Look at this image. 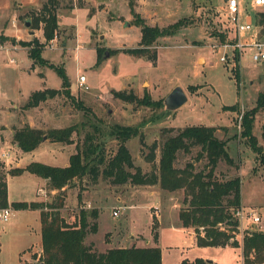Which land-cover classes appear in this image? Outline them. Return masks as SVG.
Returning <instances> with one entry per match:
<instances>
[{
	"label": "rangeland",
	"instance_id": "obj_1",
	"mask_svg": "<svg viewBox=\"0 0 264 264\" xmlns=\"http://www.w3.org/2000/svg\"><path fill=\"white\" fill-rule=\"evenodd\" d=\"M57 1L55 10L59 26L54 39L47 42L44 36L45 23L40 21L38 27H34L32 20L35 16H41L48 0H0V28L4 27L3 24L11 25L17 41L13 44L5 40L0 44V51L12 52L10 55L7 51L0 52V107L7 103L4 101L7 96L20 92L18 97L23 99L45 86L46 89L62 86L63 80L57 71L34 62L29 55L30 47L18 42H30L36 38L44 44L43 58L66 69L72 95L92 109V112H86L67 95L59 93L51 100L44 101L41 111L35 112L37 119L41 112L49 115L48 121L43 120L44 130L57 124L66 127L83 123L79 134L74 135L75 144L77 142L82 146L86 135L91 133L95 142L101 144L108 160L118 148V140L109 134L112 126H142L146 143L158 144V159L166 136L170 134L164 131L165 128L214 125L219 130L218 136L229 140V152L234 159L233 164L223 159L217 174L224 178L240 176V209L245 215L251 212L249 215L256 214L261 218L254 227L250 226L253 222L251 216L239 219L237 238L242 241L244 234L251 229L264 230V165L240 135L245 111L255 107L259 93L264 92V62L254 61L248 47L255 28L240 33L241 42L247 44L241 51L232 43L227 42L228 46L225 47L217 35L226 30L229 39L234 37L236 40L237 36L225 13L224 0ZM240 5L243 21L246 12L254 15L255 10H258L254 8L252 0H240ZM137 16L153 26L167 27L180 19L185 20V25L175 35L159 38L149 53L153 54L156 48L155 59L130 52L142 47ZM27 21L31 22L30 26L26 25ZM257 30L260 33V27L257 26ZM0 34H5V31L0 30ZM223 55L226 56L224 62L220 60ZM237 56H240V60H237ZM80 75L87 78L83 86L80 85ZM178 85L185 90L188 101L177 110L167 109L165 103L162 107L139 105L114 94L126 91L141 98L147 92L153 100L164 102ZM235 104L238 107L236 110L233 108ZM9 120V116L0 111V126ZM253 131L264 147V108L255 115ZM176 133L177 130L173 134ZM5 135L7 139L3 144L0 142V153L12 152L16 160L0 161V173L8 174L10 170L18 166L25 167L33 161L63 165L68 163L72 153L71 147L62 149L63 145L54 142H46L32 152L16 153L8 142L10 131L5 132ZM126 144L137 165L146 172L155 169L147 161L145 154L149 149L143 147L139 137L131 138ZM199 148H193L191 153L181 151L177 166H184L194 159ZM17 162L19 165L15 166ZM204 166V160L198 163V168ZM99 167L102 169L104 165ZM71 184L70 188L75 190L69 192L67 207L62 213L68 221L74 222L80 209L77 190L82 195V205H87L84 200L94 203L86 208L100 211V224L97 232L87 235L86 244L92 248L95 246L93 249L98 252L107 251L109 247L129 246L132 229L138 232L136 237L139 243L147 245L145 240L149 239L153 244L156 240L152 235V224L157 211L164 215L158 226L156 241L163 251V264H181L184 259L197 257L217 264L242 263L241 249L196 245L191 234L174 224L170 218L175 217L171 204L177 199L183 200L180 193H175V197L171 198L165 192L159 202L152 194L149 196L141 191L136 192L143 187L141 185L136 186L131 182L117 184L102 174L97 179L90 175L83 181ZM40 185H44L41 179L30 172L9 174L8 201H29L40 196L46 202L55 201L58 192H51L49 183L41 187L44 192L40 193L41 188L37 192ZM151 189L155 191V188ZM11 208L12 218L6 222L0 221V264H21L23 257H28L24 264H40L39 214L33 209ZM114 210L119 211L117 216L113 215ZM123 237L126 239L124 243Z\"/></svg>",
	"mask_w": 264,
	"mask_h": 264
},
{
	"label": "trees",
	"instance_id": "obj_2",
	"mask_svg": "<svg viewBox=\"0 0 264 264\" xmlns=\"http://www.w3.org/2000/svg\"><path fill=\"white\" fill-rule=\"evenodd\" d=\"M57 0H48L43 6L41 16H35L32 20L34 27H38L40 21L45 23L44 36L46 41H51L58 29V17L56 13ZM255 24L260 27V38L264 40V9L255 10ZM137 25L141 28V48L130 50L135 55H148L156 59L157 49L153 54L151 48L160 37L175 35L184 25L185 20L167 26L149 25L144 18L137 16ZM221 43H234V37L229 39L226 30L218 32ZM16 43L15 38L1 35L0 40H10ZM23 46H29V55L43 65L54 68L62 78L60 89L38 90L31 94L24 105L25 109L36 107L49 98L59 93H64L73 100L78 107L86 112L92 109L77 99L71 92V81L63 66L47 62L42 55L44 44L36 38L30 42L18 41ZM240 60V56H237ZM116 97L125 101H134L139 105L162 107L163 100L155 101L146 92L139 98L135 94L126 91H117ZM234 110L238 107L233 105ZM236 108V109H235ZM264 108V92H260L255 107L245 111L241 121V137L250 145L252 151L260 158L264 165V147L254 134L255 115ZM83 123H74L61 128H49L47 130L31 127L29 124L16 128L14 142L24 152L35 150L42 142L43 137L52 142L66 144L75 143L74 135H78ZM142 126L115 125L109 134L118 140L117 151L108 159L99 142H95L93 134H87L81 146L76 142V151L71 154L67 166H54L42 162L33 161L25 167L10 170V175H20L30 172L48 179L51 190H57L58 196L53 202L46 201H16L11 205L15 209H38L41 220L42 254L40 264H163L162 248L160 246L136 245L130 247H112L104 252H98L86 244V237L90 232L98 231V209H86L81 204L82 195L78 191L79 213L75 215L74 222L68 221L62 213L66 206V190L71 183L83 181L92 175L97 179L100 174L111 178L117 184L131 182L136 185H159L166 192L183 191V206L179 210V218L183 227H192L196 233L197 245L211 247H242V255L245 264H264V230H250L240 241L239 219L236 212L242 207V181L240 176L224 178L217 174L219 163L225 159L233 164L234 159L230 155L228 139L217 135L218 128L207 125H189L174 129L165 128L166 139L157 159L156 142L151 145L145 141ZM177 130L176 134H173ZM139 137L143 147L149 152L145 154L147 161L155 167L151 172H146L134 161L133 154L127 146L131 138ZM264 138V132H263ZM200 147L194 159L186 162L184 166H177L179 153L184 151L191 153L193 148ZM205 161V166L198 168V163ZM158 163V164H156ZM104 165L102 169L99 166ZM7 174L0 173V206L8 207ZM153 236L158 239V220L153 218ZM24 264V263H21ZM181 264H217L202 257L194 260L184 259Z\"/></svg>",
	"mask_w": 264,
	"mask_h": 264
},
{
	"label": "crops",
	"instance_id": "obj_3",
	"mask_svg": "<svg viewBox=\"0 0 264 264\" xmlns=\"http://www.w3.org/2000/svg\"><path fill=\"white\" fill-rule=\"evenodd\" d=\"M226 1L227 0H224V2L226 3ZM225 3H224V7H225ZM4 9V8H3ZM3 26L4 27H2V28H0V30H4L5 31V34H3V36H6V37H9V38H15V35H13V32H14V30H13V28H12V26L11 25H4L3 24ZM32 33V32H31ZM2 34H0V36H1ZM2 40H0V44L1 43H3V42H1ZM8 41H11V40H8ZM12 42V41H11ZM13 43V42H12ZM14 44V43H13ZM16 44V43H15ZM7 51V50H6ZM6 51H0V52H5L6 53ZM7 53H8V55H10L11 53H10V51H7ZM11 61H13V59H11ZM62 87V86H61ZM61 87H58V88H55V89H60ZM46 89V86L45 87H43V88H40L39 90H45ZM36 91H38V90H36ZM19 94H20V92L19 93H17V95H14V96H7V99H5L4 98V101H7V103H5V104H2L1 105V107H0V111L3 113H6L8 116H9V118H10V122H6V123H2L1 124V126H0V142L3 144L4 142H5V140L7 139V136L5 135V132H8V131H10V137H9V140H8V142H10V144H11V146L13 147V150L16 152V153H20L21 151H23V150H21L18 146H17V144L14 142V134H15V130H16V128H20V127H23L24 125H26V124H29L31 127H34V128H40V129H44L42 126H43V120H46V121H48V117H49V115L46 113V114H42V112L41 113H39L40 114V116H39V118L37 119V113H38V111H41V105H42V103H40V105H38V106H36V107H32V108H29V109H25L24 108V105L27 103V101L29 100V98H30V94L28 95V96H25L23 99H21V98H19L18 96H19ZM52 98H49V99H47V100H51ZM21 100V101H20ZM46 100V101H47ZM20 101V102H19ZM35 112H37V113H35ZM56 117V116H55ZM56 121V120H55ZM202 125V124H201ZM207 126H214V125H207ZM62 126H60V125H55L54 127H51V128H61ZM218 131L219 130H217V135H218ZM46 142H50V143H52V141L51 140H49L48 138L47 139H45V140H42V142L39 144V146L38 147H40L41 145H43L44 143H46ZM54 143H59V144H61V145H63L62 147V149H65L64 147H66V146H69V147H71L72 149H71V154H73L75 151H76V144L75 143H72V144H66V143H62V142H54ZM37 147V148H38ZM36 148V149H37ZM35 149V150H36ZM34 151V150H33ZM24 152V151H23ZM30 152H32V151H30ZM14 153H10V152H8V151H4V152H2V153H0V161H5V160H9V159H14V160H16V158H15V156L13 155ZM71 156V155H70ZM69 159H70V157H69ZM69 164V160H68V163H65V164H63V165H60V164H54V165H57V166H67ZM19 165V163L17 162L16 163V165L15 166H18ZM19 167V166H18ZM25 173V172H24ZM8 177H9V174H7V184H8ZM38 178H40L41 179V181H42V184H44V185H40L38 188H37V192H38V190H39V188H41V187H43V186H46V185H48V183H49V181H48V179H45V178H43V177H40V176H37ZM137 186V185H136ZM140 186V185H139ZM141 186H143V187H140V188H142V189H137V191L136 192H140L141 191V193H145L144 195H149V196H151V194H152V196L153 197H157L158 198V200H159V202H161V200L159 199V198H161L162 196H163V193H165L166 191H164V190H162L161 188H160V186L159 185H141ZM150 187V188H149ZM155 188V191H152V189L151 188ZM76 188V187H75ZM43 189V188H42ZM51 190V189H50ZM65 190H66V203H67V198H68V195H69V192H71L72 190H75L74 188H70V187H65ZM76 190H77V188H76ZM51 192H53L54 194L56 193V192H58L57 190H51ZM77 192H78V190H77ZM175 193H180L181 195H182V197L184 198V192L183 191H176V192H168V193H166V194H169V195H171V198L174 196L175 197ZM37 196H39V194L37 193ZM140 196V195H139ZM29 201H45V200H43V197L42 196H40L39 198H36V199H33V200H29ZM84 201H87L86 202V206L85 205H83V207H88V205L89 206H91L92 205V201H88V200H84ZM123 202H126L124 199H123ZM11 203L12 202H9V204H10V207H12V205H11ZM94 204V203H93ZM126 204V203H125ZM183 206V200L182 201H180L179 199H177V200H175V201H173L172 202V204H171V208H172V211L175 213V217H170V218H172L173 220H174V224L175 225H177L178 227H181L184 231H186L187 233H189V234H191V236H192V241L194 242V244H196L197 245V239H196V233H195V231H194V229L192 228V227H183L182 225H181V221H180V218H179V210H180V208ZM65 207H67V204H66V206ZM93 207H96V206H93ZM128 207H130V206H128ZM163 207V206H162ZM0 208H2L1 206H0ZM64 209V208H63ZM86 209H88V208H86ZM164 210H166V208L164 207L163 208ZM18 210H27V209H18ZM33 210H35V209H33ZM38 214H39V216H40V210H38V209H36L35 210ZM161 211H162V209H161ZM154 215V214H153ZM155 216H156V218H157V220H158V226L160 225V223H161V218L163 219V217H164V215L163 214H160V212H157L156 211V213H155ZM168 217V216H167ZM100 218H101V214H100V211H99V215H98V218H97V222H98V229H99V224H100ZM153 218H154V216H153ZM41 220H40V230H41ZM152 226H153V224H152ZM250 226L251 227H253V223L251 222L250 223ZM256 226V225H255ZM158 231H159V227H158ZM138 232H136L135 230H133L132 229V231H131V234L129 235V238L131 239V241L129 242L130 243V245L129 246H126V245H124L123 247H130V246H133V245H136V246H139V247H144V246H157L158 244H157V242L155 241L153 244L149 241V239H147V240H145L148 244L147 245H142L141 243H139V238L138 237H136V234H137ZM158 234H159V232H158ZM152 235H153V230H152ZM145 237V236H144ZM154 237V236H153ZM142 240V239H141ZM118 241V240H117ZM126 241V239H124V237H123V243ZM40 246H39V248L41 249V251H42V239H40ZM111 245V244H110ZM33 246V245H32ZM31 246V247H32ZM158 246H160V245H158ZM31 247H29V248H31ZM161 247V246H160ZM219 247H221V246H219ZM228 247H233V246H228ZM28 248V249H29ZM93 248H95V246H93ZM110 248H112V247H109V249ZM234 248H239V249H241V252H242V247H234ZM38 250V249H37ZM23 251H26V249H24ZM163 252V251H162ZM28 258V257H23L22 259H21V263H25L27 260L26 259ZM189 260H191V259H189ZM192 260H194V259H192ZM244 259H243V255H242V261H243Z\"/></svg>",
	"mask_w": 264,
	"mask_h": 264
},
{
	"label": "built area",
	"instance_id": "obj_4",
	"mask_svg": "<svg viewBox=\"0 0 264 264\" xmlns=\"http://www.w3.org/2000/svg\"><path fill=\"white\" fill-rule=\"evenodd\" d=\"M252 3L254 5V8L256 9L258 8L264 9V0H252ZM224 10L227 16L229 17L231 23L233 24L235 28V32H237L236 40L234 43H232V46L238 48L241 51L245 49L247 44L244 45L241 42L240 33L243 31H250L255 28V31L251 37L252 41L248 45V47H250V50L252 51V58L254 61L264 62V40L260 38L259 31L257 30V26L254 21V16L251 13L246 12L247 15L243 21L242 19L243 11L241 9L240 0H227L225 3ZM223 44L225 47L228 46L227 43H223ZM220 60L224 62L226 60V56L225 55L221 56ZM79 81H80V85L83 86L87 81L86 76L80 75ZM39 191L40 193L44 192L42 188ZM118 214L119 211L114 210L113 215L117 216ZM249 214H251V212L245 215L244 211L242 209H239L236 212V217L240 220H243L244 218L251 216V218L253 219L252 220L253 227L255 226V224L260 223L261 218L259 216H257L256 214L253 215H249ZM11 218H12V208L10 206L0 208V221L6 222L9 221ZM243 261L241 264H245V262Z\"/></svg>",
	"mask_w": 264,
	"mask_h": 264
},
{
	"label": "water",
	"instance_id": "obj_5",
	"mask_svg": "<svg viewBox=\"0 0 264 264\" xmlns=\"http://www.w3.org/2000/svg\"><path fill=\"white\" fill-rule=\"evenodd\" d=\"M31 22L27 21L26 25L30 26ZM34 33V32H32ZM188 101V96L182 86H176L165 98L164 103L167 109L177 110L182 107ZM47 139V135L43 137V140ZM211 262V260H208Z\"/></svg>",
	"mask_w": 264,
	"mask_h": 264
}]
</instances>
